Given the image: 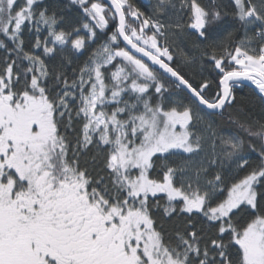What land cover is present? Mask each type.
Listing matches in <instances>:
<instances>
[{
	"label": "snow or ice",
	"instance_id": "obj_1",
	"mask_svg": "<svg viewBox=\"0 0 264 264\" xmlns=\"http://www.w3.org/2000/svg\"><path fill=\"white\" fill-rule=\"evenodd\" d=\"M0 264H264V0H0Z\"/></svg>",
	"mask_w": 264,
	"mask_h": 264
},
{
	"label": "trees",
	"instance_id": "obj_2",
	"mask_svg": "<svg viewBox=\"0 0 264 264\" xmlns=\"http://www.w3.org/2000/svg\"><path fill=\"white\" fill-rule=\"evenodd\" d=\"M137 3H139V4H141L142 6L146 7V6L148 5V3H149V0H137ZM70 15L72 16V18H73L74 21L80 19V17H79V13L76 12L75 9H72V10H71ZM109 31H110V29H109ZM103 38H104V37H103L102 35L99 36V37L97 38V43H99L100 40H102ZM95 46H96L95 44H90V46H89V51L91 50V48H94ZM86 55H87V52H85V56H86ZM83 58H84V57H81V60H82ZM247 92H248V89H247V88L242 89V90H238V91H237V96H238V97H242V96H244ZM164 223H165V225L167 226V225L171 224V221L165 220Z\"/></svg>",
	"mask_w": 264,
	"mask_h": 264
}]
</instances>
